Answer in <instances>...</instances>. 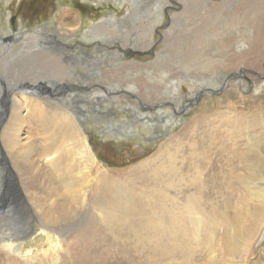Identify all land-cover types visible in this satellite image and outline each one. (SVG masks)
<instances>
[{"label":"rangeland","instance_id":"obj_1","mask_svg":"<svg viewBox=\"0 0 264 264\" xmlns=\"http://www.w3.org/2000/svg\"><path fill=\"white\" fill-rule=\"evenodd\" d=\"M73 12L83 20L77 31L66 25ZM109 18L119 24L114 32L107 24L105 40L84 38ZM59 43L77 59L65 58ZM14 97L23 118L36 101L50 115L69 113L86 145L80 136L59 138L51 153L35 149L27 168H17L2 140ZM20 128L23 149L32 131L51 136L29 121ZM65 150L67 169L76 164L70 190L49 179L60 176L52 163ZM103 173L110 191L97 187ZM244 177L259 196L248 202L259 203L264 0H0V245L11 233L25 251L44 214L57 219L68 209L67 219L46 224L39 255L4 253L0 264H264V230L244 257L223 240L193 263L174 250L177 203L188 228L191 199L201 209L232 199L241 206Z\"/></svg>","mask_w":264,"mask_h":264},{"label":"bare ground","instance_id":"obj_2","mask_svg":"<svg viewBox=\"0 0 264 264\" xmlns=\"http://www.w3.org/2000/svg\"><path fill=\"white\" fill-rule=\"evenodd\" d=\"M68 16H69L68 18L69 20L66 25L72 27L73 31H77L78 29H80L83 24L82 22L83 20L79 21L78 18L74 16V12L73 14L69 13L67 17ZM115 20L116 22L113 23L110 21L109 18L108 23L103 22L101 23V25L102 24L104 25L102 26L97 25L91 28L92 34H90L89 37L86 36L84 38L87 39L89 42L94 41L96 39L95 38L96 36H99V38L105 40L103 36L101 37L100 33L102 32L104 33L109 28L107 24H109V26L112 25L111 28L113 30H111V32H114V30L116 29H114L113 25L119 24L118 23L119 20L117 19ZM121 23H123V20H121ZM62 25L65 24L62 23ZM66 34L68 36H71L72 33H66ZM236 40H239V42L242 41L240 37H237ZM58 49H61L62 51L61 54L65 58L68 59L77 58L76 55L71 56V55H66V53H64L66 50H68V47L65 45V43L64 44L59 43ZM229 77L230 76H228L227 78ZM69 85L73 88H76L75 85H71V84ZM61 89H64V87H62ZM76 89H79V87H77ZM14 98H15L14 99L15 104L13 103L14 109L12 110V114H11V122H9L8 126L6 127V132L2 135V140L4 141V145L8 150L9 153L8 155H10L9 157L15 159L16 162L15 165L17 168L19 169L21 167L27 168L24 162H28L30 160L31 154L34 153L33 151L35 149H36L35 152H37L38 155L41 156L47 153H51L52 150L55 148V146H58L60 144V142L58 141L59 138H62L63 141L66 142L67 137L73 138V136H80L83 139V144L86 145V138L83 137V133L76 125L75 119H73V117L69 113L64 112L62 114L56 113L50 115L48 111L44 109L41 103L36 101V102H29L31 107H30V112L28 114L30 116L28 115L26 118H23L19 114V111H21L22 108V103H20V100L19 99L17 100L16 97ZM28 121L31 124L44 128V131L50 130L51 136L49 138H43L42 137L43 135L39 136L37 132L32 131L33 140L30 142L29 147L27 149H23L22 146L19 144L18 138H19L21 125L27 123ZM40 139H43L46 145L45 146L40 145L41 147L36 148L37 146L36 141H39ZM79 148L81 149V147ZM84 148L85 151L82 150L84 154L82 157L87 158V162L89 163L91 160L88 157V154L91 155L92 152L89 147L88 148L84 147ZM70 149L69 150L71 152L73 148ZM70 152L65 150L62 154H60V156L57 157L55 162L52 163V164L55 163L58 164L57 171L60 173V176L58 178H56L55 176H51L49 178L50 181H59V183L62 185L61 187L66 190H70L76 187V180L73 176V173L75 172L74 169L76 164L75 166L74 164L73 166H69L68 169L65 165L69 161V159H71L70 156L72 154ZM76 152L75 154L77 155ZM75 154L73 155L74 157ZM77 167L79 168L80 166ZM100 175L101 176H99L100 177L99 183L97 185L99 191L112 190L114 184L113 181L110 179V177L104 173ZM250 176L252 177L253 174H250ZM241 181L243 182L247 190L246 198H244V203L241 206H234L232 199L230 200V202L222 204V206L213 205L208 207V205L210 204L209 203L206 206V209L205 208L201 209V205L196 200V198L191 199L190 203H191L192 219L189 220L190 226H188V228H183L182 221L184 219L182 213L179 210V205L177 203V209H176L177 211L175 212L174 217H172L173 226H174L173 237L175 242L174 250H177L182 254H184L186 260L189 263L194 262V259L197 254H208L211 251H213L216 243L220 240H223L225 248L230 253L239 254L242 257L250 255V252L253 251L254 246L257 244V242L261 241L264 230V196L260 198L259 203L257 202L249 203L248 202L249 200L251 201L255 196L256 197L259 196L254 192L253 188L251 187L252 185H249L251 183L248 182L246 177L241 178L240 182ZM73 200H76V198H74ZM66 209L67 208H64L61 211L60 216L59 218L57 217V219L56 218L53 219L54 216L51 217L49 216L48 213L44 214L45 215L43 217L44 222L33 226V229L29 231L30 234L26 236L25 243L27 242L26 243L27 246L25 251L19 250L20 244L16 242L17 240L16 238H14V236L13 237L11 236L12 235L11 233L9 235L5 234L3 238L4 240H2V244L0 245V256L6 253L7 255L15 254V255H19L21 258L31 259L32 256L39 253L40 250L39 248L41 247V243L47 239L48 236L47 230L49 228L47 225H50L55 222H60L59 220L67 219L68 209L67 210ZM124 212L122 213V216ZM203 212L204 214H201ZM105 218L110 223H114L118 219L116 215L110 212H108L105 215ZM190 232L193 233L190 234ZM259 243L258 246H260ZM35 257H37V255Z\"/></svg>","mask_w":264,"mask_h":264},{"label":"flooded vegetation","instance_id":"obj_3","mask_svg":"<svg viewBox=\"0 0 264 264\" xmlns=\"http://www.w3.org/2000/svg\"><path fill=\"white\" fill-rule=\"evenodd\" d=\"M158 24H159V22H158ZM46 39L48 40V38L46 37ZM49 40H51V39H49ZM49 45H51V43H49ZM72 56V55H71ZM77 58H75L74 60H76Z\"/></svg>","mask_w":264,"mask_h":264}]
</instances>
